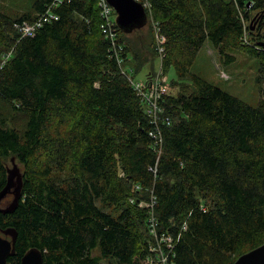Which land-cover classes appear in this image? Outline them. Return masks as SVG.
<instances>
[{
  "label": "trees",
  "instance_id": "obj_1",
  "mask_svg": "<svg viewBox=\"0 0 264 264\" xmlns=\"http://www.w3.org/2000/svg\"><path fill=\"white\" fill-rule=\"evenodd\" d=\"M52 2L0 6V61L13 50L0 68V191L8 161L22 165L17 202L8 193L0 212V228L17 232L8 263L37 248L45 264H144L154 239L138 200L152 194L177 264H233L264 243V93L251 105L197 74L184 80L209 41L227 61L230 48L258 58L261 81L264 0H149L166 38L162 68L177 74L158 121L128 76L157 53L154 32L118 28L120 50L100 28L98 0H62L23 36L16 23ZM135 58L140 67L125 70Z\"/></svg>",
  "mask_w": 264,
  "mask_h": 264
},
{
  "label": "rangeland",
  "instance_id": "obj_2",
  "mask_svg": "<svg viewBox=\"0 0 264 264\" xmlns=\"http://www.w3.org/2000/svg\"><path fill=\"white\" fill-rule=\"evenodd\" d=\"M31 2L32 0H0V6L11 14H17L29 9ZM256 14L257 12L255 11L252 14V19L248 22L252 31L258 27V19L255 20ZM148 21L149 24L143 27L142 33L150 36V34L152 35L154 32V46L156 47L157 53H150V61L146 63L137 75L132 74V76L137 81H143L151 78L155 73L162 71L164 77L167 79L170 90V82L177 79V74L174 67H171L168 73L164 72L162 68L163 56L158 49V38L155 29L156 21L149 19ZM137 38L138 35H136L133 39L137 40ZM227 52L235 56L233 61H227L226 56L221 55L219 50L211 42L207 41L200 49L194 63L191 66L190 73L186 76V78H184V80L189 81L191 74H197L205 78V80L207 79L215 85L220 86L223 90L236 95L249 104L257 105L264 93V78L260 81L261 64L259 59L243 52L240 49L230 48ZM2 54L3 53H1V55ZM137 61L139 62L140 60L135 58L134 60L127 61V64H125L124 61V69L129 70L131 64H135L140 67ZM149 73L153 74L147 78V74ZM2 112L8 114L9 116L12 115L6 107L2 109ZM15 116L23 127L26 122V118L23 116ZM7 166L9 169L17 171V174H20L21 170L18 169V167H21L22 165L14 158L13 160L8 161ZM17 174L13 175L14 182L17 181ZM135 199L136 197H133L130 200L131 202H135ZM138 202L140 206H146L149 200H138ZM7 204L8 202L3 200L1 207H5Z\"/></svg>",
  "mask_w": 264,
  "mask_h": 264
},
{
  "label": "built area",
  "instance_id": "obj_3",
  "mask_svg": "<svg viewBox=\"0 0 264 264\" xmlns=\"http://www.w3.org/2000/svg\"><path fill=\"white\" fill-rule=\"evenodd\" d=\"M145 7V10L148 15V19L156 21L152 15V8L149 0H139ZM62 3V0H53V2L48 6L47 10L42 13L36 20L33 22L24 21L23 23H16L17 27L21 30L23 36L26 35H34L35 32L42 27L45 22H50L57 17L55 13V9ZM99 12L101 16V24L100 28L103 34L109 38L113 45L117 47L118 42V28L117 25V12L115 8L108 2V0H98ZM156 33L158 38V49L162 54V58L165 57V36L160 32V28L158 25V21H156ZM122 49V47L118 48ZM13 50L8 51L3 55L2 60L0 62V68L9 60L12 55ZM119 54V53H118ZM120 58V56H119ZM120 60V59H119ZM122 62V60H120ZM129 79L137 90L138 94L142 97V100L146 102L147 111L149 115L154 118L155 121L160 119V113L162 112V108L160 105V101L165 94L169 92V85L167 83L166 77H164L162 71L155 73L151 78L137 81L132 77V75H128ZM166 123H170V119L166 118ZM162 135V133L160 132ZM157 133L155 134V136ZM163 139V137H162ZM159 141H163L159 139ZM139 188V186H137ZM150 201L146 204V206L151 207V214L148 219V228L150 234L153 236L154 241L150 244L148 256L145 259L144 264H177V262L173 259L175 256V243L176 237L172 235V233H166L159 230V220L155 215L153 207H155L156 196L154 194L151 195ZM183 228H186V224L183 225Z\"/></svg>",
  "mask_w": 264,
  "mask_h": 264
},
{
  "label": "water",
  "instance_id": "obj_4",
  "mask_svg": "<svg viewBox=\"0 0 264 264\" xmlns=\"http://www.w3.org/2000/svg\"><path fill=\"white\" fill-rule=\"evenodd\" d=\"M117 12V25L119 28L129 34L143 28L148 23V15L144 5L139 0H108ZM8 183L0 191V212L2 200L8 193H13L15 201L21 191V177L17 171L9 169ZM18 175L17 181H13V175ZM13 187V190L11 188ZM11 207V206H10ZM7 210H10L8 208ZM1 233H4V237ZM9 236L10 238H8ZM17 232L13 229L2 230L0 228V264H9L8 258L14 254ZM20 264H45L44 256L37 248H32L24 254ZM233 264H264V243L241 254Z\"/></svg>",
  "mask_w": 264,
  "mask_h": 264
},
{
  "label": "flooded vegetation",
  "instance_id": "obj_5",
  "mask_svg": "<svg viewBox=\"0 0 264 264\" xmlns=\"http://www.w3.org/2000/svg\"><path fill=\"white\" fill-rule=\"evenodd\" d=\"M4 236V233H1Z\"/></svg>",
  "mask_w": 264,
  "mask_h": 264
}]
</instances>
